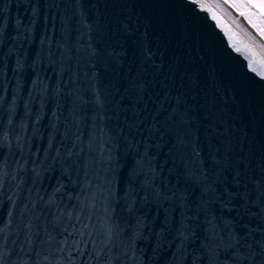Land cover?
I'll return each mask as SVG.
<instances>
[{
    "label": "water",
    "instance_id": "1",
    "mask_svg": "<svg viewBox=\"0 0 264 264\" xmlns=\"http://www.w3.org/2000/svg\"><path fill=\"white\" fill-rule=\"evenodd\" d=\"M204 8L189 0H0V264H64L68 256L95 264L96 253L131 258V249L142 264H207L202 226L185 231L178 208L144 202L143 181L132 175L133 137H141L129 134L133 102L123 98L128 78L147 67L149 79L195 98L196 119L211 109L237 150L264 153V80L245 59L264 66V38L223 0ZM155 143L156 182L175 184L171 141Z\"/></svg>",
    "mask_w": 264,
    "mask_h": 264
},
{
    "label": "snow or ice",
    "instance_id": "2",
    "mask_svg": "<svg viewBox=\"0 0 264 264\" xmlns=\"http://www.w3.org/2000/svg\"><path fill=\"white\" fill-rule=\"evenodd\" d=\"M237 2L258 7L264 15V0H223V4L229 6ZM189 3L205 11L206 3H218V0H189ZM209 15H212L210 10ZM248 35L255 40L251 33ZM229 44L232 45L231 40ZM260 47L264 48V44ZM97 54L92 53L93 56ZM109 55L113 61L120 59L115 51ZM145 56L146 64L151 51L148 50ZM245 59L248 68L264 80V70H260L264 66L258 65L251 55H246ZM149 75L148 68L142 67L123 86V98L133 102L132 122L126 120L125 123L129 134L135 131L141 137L138 142L133 137L138 159L133 165L132 175L143 181L139 191L144 194V202L161 206L166 202L172 212L178 208L182 220L190 226L185 231H191L192 225L202 226L205 233L202 249L207 264H264V153H245L243 147L237 150L231 128L221 130L213 122L211 109L207 117L196 119L199 115L196 108L200 105L195 98L190 102L187 92L181 91L175 82L160 84L154 77L149 79ZM154 85L160 86L162 91L150 93ZM96 102L99 107L105 103L100 95H97ZM140 103L144 104L143 109L136 107ZM165 137L171 141L168 158L172 167L169 173H175V184L163 178L156 182L159 173L156 160L150 154L154 144L159 147L155 143L157 139L164 142ZM141 145L144 149L142 154L139 151ZM72 155L69 152L68 158ZM55 159H61L59 151ZM137 195L139 193L135 191L128 193L129 197ZM54 203L49 201V204ZM139 225H142L141 221H138V233ZM52 239L54 237L49 238L50 242ZM63 243L66 245L67 241ZM65 250L59 248L61 254ZM135 251L130 250L131 258L129 252H123L120 257L96 253L95 264H112L113 259L122 261V264H142ZM76 254L80 255L78 251ZM89 260H92L91 255ZM35 264L52 262L45 257L44 261L37 259ZM64 264H75V261L68 256Z\"/></svg>",
    "mask_w": 264,
    "mask_h": 264
},
{
    "label": "bare ground",
    "instance_id": "3",
    "mask_svg": "<svg viewBox=\"0 0 264 264\" xmlns=\"http://www.w3.org/2000/svg\"><path fill=\"white\" fill-rule=\"evenodd\" d=\"M229 11H231L245 26H247L251 31L256 33L257 35L264 38V34L258 29V27L248 18L246 12L242 11L235 4L229 6L226 4Z\"/></svg>",
    "mask_w": 264,
    "mask_h": 264
},
{
    "label": "rangeland",
    "instance_id": "4",
    "mask_svg": "<svg viewBox=\"0 0 264 264\" xmlns=\"http://www.w3.org/2000/svg\"><path fill=\"white\" fill-rule=\"evenodd\" d=\"M235 5L242 11L246 12L248 18L258 27V29L264 34V22L254 13H252L242 2H237Z\"/></svg>",
    "mask_w": 264,
    "mask_h": 264
},
{
    "label": "flooded vegetation",
    "instance_id": "5",
    "mask_svg": "<svg viewBox=\"0 0 264 264\" xmlns=\"http://www.w3.org/2000/svg\"><path fill=\"white\" fill-rule=\"evenodd\" d=\"M243 3V2H242ZM244 4V3H243ZM245 5V4H244ZM247 8H248V6L247 5H245ZM258 8V7H257ZM252 13H254L255 15H257L263 22H264V15H262V14H259V12H255V11H253V10H251L250 8H248Z\"/></svg>",
    "mask_w": 264,
    "mask_h": 264
}]
</instances>
